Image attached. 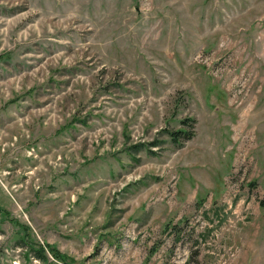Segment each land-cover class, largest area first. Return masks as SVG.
I'll return each mask as SVG.
<instances>
[{"label": "rangeland", "instance_id": "obj_1", "mask_svg": "<svg viewBox=\"0 0 264 264\" xmlns=\"http://www.w3.org/2000/svg\"><path fill=\"white\" fill-rule=\"evenodd\" d=\"M263 192L264 0H0V264H264Z\"/></svg>", "mask_w": 264, "mask_h": 264}, {"label": "trees", "instance_id": "obj_2", "mask_svg": "<svg viewBox=\"0 0 264 264\" xmlns=\"http://www.w3.org/2000/svg\"><path fill=\"white\" fill-rule=\"evenodd\" d=\"M191 121L192 120H188V122L185 120L183 121V124L186 125L185 128H188V126H191ZM185 128L175 130V131H167L172 142L182 144L185 140H189L193 137L194 132H192L191 130H186ZM179 140H182V143ZM258 203L261 207L264 208V192H263L262 197L259 199Z\"/></svg>", "mask_w": 264, "mask_h": 264}]
</instances>
